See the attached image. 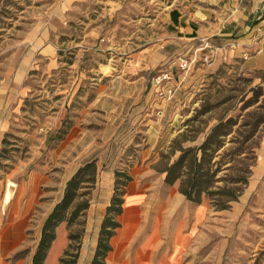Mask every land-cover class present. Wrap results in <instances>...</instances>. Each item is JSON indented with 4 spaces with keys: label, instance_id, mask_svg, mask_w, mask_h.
I'll use <instances>...</instances> for the list:
<instances>
[{
    "label": "rangeland",
    "instance_id": "rangeland-1",
    "mask_svg": "<svg viewBox=\"0 0 264 264\" xmlns=\"http://www.w3.org/2000/svg\"><path fill=\"white\" fill-rule=\"evenodd\" d=\"M161 73L164 97L152 83ZM220 116L233 132L259 123L248 182L216 210L163 170L200 156ZM89 161L76 264L94 256L116 181L104 264L128 209L135 223L115 264H136L138 252L142 264H264V0H0V264H31L44 220ZM55 234L43 264L67 246L66 223Z\"/></svg>",
    "mask_w": 264,
    "mask_h": 264
},
{
    "label": "trees",
    "instance_id": "trees-1",
    "mask_svg": "<svg viewBox=\"0 0 264 264\" xmlns=\"http://www.w3.org/2000/svg\"><path fill=\"white\" fill-rule=\"evenodd\" d=\"M254 118V116H252ZM232 118L220 116L209 129L205 140L199 146L201 155L194 150L188 156L182 153L166 166L164 182L177 183L179 191L192 203H200L205 196L216 210L225 209L242 193L248 182L250 166L254 159V147L257 146L256 133L259 121L249 125L246 131L237 128L232 130ZM232 134L230 145H225L226 136ZM218 159L214 162L218 167L212 169V158L219 149ZM227 161L231 165L221 174L218 172ZM96 164L89 161L77 169L66 182L64 194L43 222L41 234L32 255L31 264H43L48 249L56 237L55 229L60 223L68 228V243L58 264H76L81 235L84 230L85 212L89 205V194L96 180ZM119 178H117L118 180ZM119 182L116 181L114 192L107 213L104 216L97 238V245L89 264H104L109 241L118 227L116 220L120 214Z\"/></svg>",
    "mask_w": 264,
    "mask_h": 264
},
{
    "label": "bare ground",
    "instance_id": "bare-ground-1",
    "mask_svg": "<svg viewBox=\"0 0 264 264\" xmlns=\"http://www.w3.org/2000/svg\"><path fill=\"white\" fill-rule=\"evenodd\" d=\"M11 195H12V191H9V190L5 191L4 202H9ZM132 212L133 211L129 210V209L126 211V215H125V218L123 220V222L125 221V223H124L125 229H123L121 231V233L119 234L118 237H116L112 240V246H113L114 252L109 254V256L107 258L109 261V264H115L114 261L120 255L121 248L125 245V242L129 238V228H131V226H133L135 223V221L131 218ZM142 258H143V255L140 252H138V255L136 258L137 259L136 264H142L143 263ZM124 264H128V263H124Z\"/></svg>",
    "mask_w": 264,
    "mask_h": 264
},
{
    "label": "built area",
    "instance_id": "built-area-1",
    "mask_svg": "<svg viewBox=\"0 0 264 264\" xmlns=\"http://www.w3.org/2000/svg\"><path fill=\"white\" fill-rule=\"evenodd\" d=\"M190 60H187L184 57L179 58V67L181 70H186L189 68ZM169 75L167 73H161L156 75L153 78V87L155 88V92L158 96L164 97L166 92L171 93V88H169L166 83L169 80ZM168 89V90H167Z\"/></svg>",
    "mask_w": 264,
    "mask_h": 264
},
{
    "label": "crops",
    "instance_id": "crops-1",
    "mask_svg": "<svg viewBox=\"0 0 264 264\" xmlns=\"http://www.w3.org/2000/svg\"><path fill=\"white\" fill-rule=\"evenodd\" d=\"M194 38H197V36L194 37ZM61 237H63V233H62V232H60V233L58 234V239H61ZM58 241H59V240H58ZM54 246H55V245H54ZM50 255H51V252H50ZM48 259H49V256H48ZM48 259L46 260L45 264H48Z\"/></svg>",
    "mask_w": 264,
    "mask_h": 264
}]
</instances>
